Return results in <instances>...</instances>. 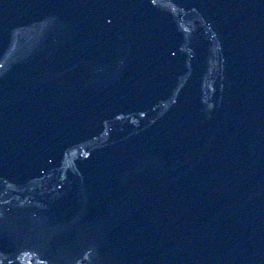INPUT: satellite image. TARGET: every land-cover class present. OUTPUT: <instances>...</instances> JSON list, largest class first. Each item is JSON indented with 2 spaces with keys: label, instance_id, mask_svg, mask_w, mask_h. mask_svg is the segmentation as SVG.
Wrapping results in <instances>:
<instances>
[{
  "label": "water",
  "instance_id": "1",
  "mask_svg": "<svg viewBox=\"0 0 264 264\" xmlns=\"http://www.w3.org/2000/svg\"><path fill=\"white\" fill-rule=\"evenodd\" d=\"M0 264H264V0H0Z\"/></svg>",
  "mask_w": 264,
  "mask_h": 264
}]
</instances>
